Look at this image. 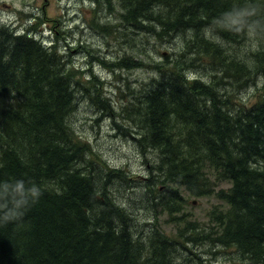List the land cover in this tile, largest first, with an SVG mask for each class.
Here are the masks:
<instances>
[{"label": "trees", "instance_id": "trees-1", "mask_svg": "<svg viewBox=\"0 0 264 264\" xmlns=\"http://www.w3.org/2000/svg\"><path fill=\"white\" fill-rule=\"evenodd\" d=\"M96 3L116 11L120 24L92 17L95 27L134 52L101 62L155 73L131 90L121 114L140 130L139 146L155 154L152 176L143 182L102 162L71 122L79 86L97 85L81 81L57 43L37 36L38 23L0 19V264H217L203 255L215 251L197 250L203 242L235 252L231 264H264V93L250 104L237 101L224 79L242 86L253 60L264 69L263 41L250 51L226 45L252 34L264 39V0ZM153 40L164 62L145 60ZM199 67L222 74L190 75ZM116 180L123 189L142 188L156 199L152 212L157 206L183 228L139 227L128 196L126 205L113 194ZM186 194L220 201L207 230L185 217Z\"/></svg>", "mask_w": 264, "mask_h": 264}, {"label": "rangeland", "instance_id": "rangeland-1", "mask_svg": "<svg viewBox=\"0 0 264 264\" xmlns=\"http://www.w3.org/2000/svg\"><path fill=\"white\" fill-rule=\"evenodd\" d=\"M108 12L110 11L106 12V8L103 6L99 7L97 3L93 4V0H0V19L2 21L13 25L38 23L37 27L40 32L37 33V36L48 42L57 43L59 49L67 55L69 63L76 65L81 71V81H85L87 84V81H90L95 86L97 85L95 91L88 84V90L79 86V90L76 92L77 103H75L74 111L71 113V122L79 134L90 143L103 163L123 168L134 179L148 182L152 176L150 164H154L155 154L144 151L139 146L136 138L140 130L135 131L133 129L134 121L129 120L128 115L121 114L122 108L132 99H130L131 90L141 88L143 84L155 77V73L150 67L136 70L112 69L101 62V59L117 61L123 56H129L130 53L134 54L128 43L120 41V38H115L112 34L95 27V24L92 23L91 19L94 17L100 25L110 23L114 27L120 24L117 12ZM34 16L36 19L32 21ZM121 28L125 30L124 27ZM115 29H117L116 34L118 35V31H121L120 27ZM262 41L264 42L263 38L252 34L241 44L226 42V45L232 50L241 48L243 45L244 51H250L251 48L255 49L257 45L260 48ZM155 42L153 40L152 43L145 44L147 48L150 47L151 49L149 58H145V60L154 59L159 60L158 62H164L166 58L153 50L152 45ZM160 48L169 53L172 47L170 44H165ZM181 51L182 49L177 50V52ZM250 64L255 71L251 74L250 80L242 82V86L237 84L240 81L232 80L230 77L224 78L227 81V91L232 95L234 94L237 101L248 104L264 93V69L257 70L254 60ZM188 71L192 76L201 75L203 77L215 73L219 78L222 74L220 70H213L211 67H199L192 70L188 69ZM100 92L102 94L98 99L100 98L101 102H93ZM105 102H109L111 108L106 107ZM103 104L105 106H102ZM133 106L136 109L139 104ZM129 129H131V133ZM225 185L223 183L221 186L224 187ZM112 189L113 194L117 195L120 200L123 199L126 205H128V201L125 197L128 196V200L131 201L130 206L132 205L129 209L139 227H144L148 221L151 223L154 221L161 230L170 234H175L179 228H183V223L175 224L169 221V216L166 213H159L157 206L156 210L152 212L150 207L156 199L151 195L148 199L142 196V188L126 186L123 189L120 182L116 180L112 182ZM154 192L156 193V191ZM186 197L187 203L181 209L185 212V217L196 220L204 231L207 230L208 213L215 206H218L220 201L212 195L193 196L186 194ZM144 235H146L145 232ZM201 244L197 246V250L200 252L206 249L215 251V254L203 255L217 264L221 262L231 264L237 255L235 252L227 253V250L221 246H205L204 242ZM186 247L194 249V246L187 245Z\"/></svg>", "mask_w": 264, "mask_h": 264}]
</instances>
